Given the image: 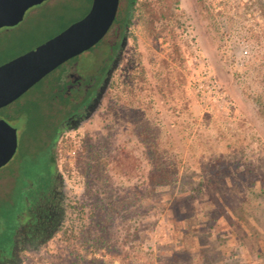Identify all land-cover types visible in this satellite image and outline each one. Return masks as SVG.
<instances>
[{"label":"rangeland","instance_id":"374dc122","mask_svg":"<svg viewBox=\"0 0 264 264\" xmlns=\"http://www.w3.org/2000/svg\"><path fill=\"white\" fill-rule=\"evenodd\" d=\"M151 1L158 10L170 3ZM92 2L46 0L29 9L24 24L0 32V65L82 19ZM179 2L170 28L162 15L156 34L130 27L100 106L58 142L65 223L80 203L105 208L101 248L111 245L118 264H264V110L257 102L264 105V0ZM108 51L104 44L80 54V76L94 78ZM41 87L0 110L16 118L7 123L18 129L11 165L21 176L13 183L6 179L12 166L0 170V237L15 226L23 176L36 180L47 158L39 144L61 117ZM191 190L178 208L193 210L180 220L166 206ZM213 210L217 219L207 222ZM182 227L191 234L184 243L174 234ZM60 245L56 235L42 252L24 253L21 264H48L44 250ZM107 251H97L100 264H113Z\"/></svg>","mask_w":264,"mask_h":264},{"label":"flooded vegetation","instance_id":"af4514ba","mask_svg":"<svg viewBox=\"0 0 264 264\" xmlns=\"http://www.w3.org/2000/svg\"><path fill=\"white\" fill-rule=\"evenodd\" d=\"M22 24H24V19L14 26L1 28L0 32L14 30ZM127 41L128 32L122 31L118 24H113L103 40L90 49L94 51L105 44L109 50L101 61L102 65L96 69L94 78L90 76L85 79L80 76L77 56L60 65L33 87L43 83L41 90L45 89L50 93L52 107L58 109L61 115L58 119V127L46 133L44 140L46 135L51 136L54 132L59 136L56 142L44 141L39 144L38 153L44 152L47 158L41 172L35 177L36 180L31 181L26 175L23 176L26 180L23 205L15 216V226L0 237V264H21L24 253L34 252L36 248L56 235L65 223L67 193L64 176L57 165L55 151L57 144L65 133L80 128L98 109L109 79L122 58ZM48 77L49 80L44 82ZM0 119L7 122V119L15 121L16 118L11 114H6L5 117L0 116ZM10 126L17 133V148L13 156L0 166V170L9 168L18 156V129ZM11 166L12 168L7 171L6 179L15 183L20 180L21 176L18 168Z\"/></svg>","mask_w":264,"mask_h":264},{"label":"water","instance_id":"95a60500","mask_svg":"<svg viewBox=\"0 0 264 264\" xmlns=\"http://www.w3.org/2000/svg\"><path fill=\"white\" fill-rule=\"evenodd\" d=\"M46 0H0V29L21 22L26 12ZM121 0H93L82 19L34 47L0 65V109L14 103L37 83L68 60L100 43L112 28ZM17 148V133L0 119V166Z\"/></svg>","mask_w":264,"mask_h":264},{"label":"trees","instance_id":"16d2710c","mask_svg":"<svg viewBox=\"0 0 264 264\" xmlns=\"http://www.w3.org/2000/svg\"><path fill=\"white\" fill-rule=\"evenodd\" d=\"M168 2H170L168 5L164 2V5H162L161 9L158 10L156 4L151 0H126L124 4L120 5L118 15L114 24H118L124 32L128 31L132 25H136V27L140 29H142L144 25H147L148 29L150 28V30L156 34L155 30L158 20L155 17H157V15H162L164 18V27L170 28L172 18L173 16H175L174 11L180 9L179 0H168ZM175 48L177 49V47ZM113 74L114 71L112 75ZM108 86L103 96L107 92ZM41 92L42 96H46V98L49 97L48 99L50 102V93L45 89L41 90ZM257 102L258 105L261 106V109L264 110V105L262 104L261 100H257ZM57 127L58 125H56V128ZM46 136L47 137L45 138V140H43V142H56L59 134L54 132L53 134H51V136ZM123 159L124 158H122L121 160ZM153 173L155 172L153 171L152 174ZM249 177L251 179V182L250 185H248V193L252 194L254 191L253 186L257 181V178L255 179L256 176L253 172V169H251ZM156 185H162V183L157 182ZM197 186L199 188H196L195 186L192 188V190L201 189L204 184L202 182H199ZM192 190L189 194L185 195L184 197L178 198L177 200L170 204H167L166 206L169 207V209L172 210L173 213L176 212V217L180 220L182 219L183 215L189 216L191 210H193V207L191 206H185V212H180L178 208L180 204L188 203V201H190V199L193 197L191 195ZM261 196H264V193H262ZM104 215L105 208H101L98 211V208L94 206L88 208L85 203H80L77 208L73 207V213L69 215L67 222L63 224L62 228L56 234L58 235L61 245L57 249L52 251H50V248L49 250H47L48 247L44 250V252L47 251V254H50V259L47 260V263L60 264L62 259L70 261V259L72 258V260H76V263L74 262V264H100L101 258L100 256H98L97 251L108 250L107 252L112 255L111 261L113 262V264H118L119 261L116 258L117 253L114 252L111 245L107 244L105 246L106 248H101V246L105 243L104 239L107 235L106 227L100 226L106 223ZM180 215H182L181 218ZM215 215L216 212L214 210L211 211V216L206 221L215 222V220L217 219ZM174 234L183 243L191 237L189 230H186V228L183 227L181 229H177V231L175 230ZM56 235H54L50 239H53ZM90 239H92V241ZM47 243L48 241H46L42 246L36 248L35 252H42ZM127 256L129 255L126 254L125 257Z\"/></svg>","mask_w":264,"mask_h":264}]
</instances>
